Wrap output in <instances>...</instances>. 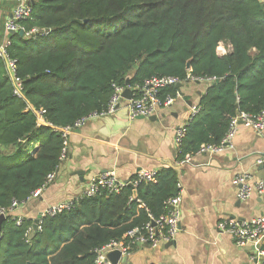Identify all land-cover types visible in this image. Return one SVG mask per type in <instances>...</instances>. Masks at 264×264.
Returning <instances> with one entry per match:
<instances>
[{
	"label": "trees",
	"instance_id": "1",
	"mask_svg": "<svg viewBox=\"0 0 264 264\" xmlns=\"http://www.w3.org/2000/svg\"><path fill=\"white\" fill-rule=\"evenodd\" d=\"M35 0L21 22L30 37L14 34L6 55L15 61V93L0 58V210L26 203L57 173L59 130L107 110L113 85L131 89L150 77L204 82L205 94L190 117L177 161L202 145H219L231 119L264 109V0ZM229 48L219 54L218 48ZM190 69H186L187 62ZM195 83V82H194ZM196 84V83H195ZM181 86V87H182ZM176 87L163 91L175 97ZM45 124L38 125V113ZM33 153L31 154V152ZM135 177V176H134ZM134 177L132 179H134ZM178 173L157 172L155 184L98 193L71 209L33 221L6 215L0 227V264H95V250L122 240L148 220L137 213L136 192L154 217L178 194ZM135 190V191H134Z\"/></svg>",
	"mask_w": 264,
	"mask_h": 264
},
{
	"label": "crops",
	"instance_id": "2",
	"mask_svg": "<svg viewBox=\"0 0 264 264\" xmlns=\"http://www.w3.org/2000/svg\"><path fill=\"white\" fill-rule=\"evenodd\" d=\"M15 0H0V48L9 39L5 24L11 18ZM204 83L189 82L180 89L174 104L159 110L155 118L131 119L126 103L114 113L89 120L71 131L67 158L54 181L38 199L18 207L13 215L34 221L47 207L79 199L90 180L113 171L119 181L131 180L139 171L176 166L175 131L187 126L192 107L205 94ZM153 117V116H152ZM264 133L257 135L241 126L233 149L217 155H196L180 167L182 189L180 233L171 246L152 250L134 247L118 264H253L251 246L237 248L232 239L217 230L226 219L247 220L264 215V194L241 202L232 181L247 174L264 181Z\"/></svg>",
	"mask_w": 264,
	"mask_h": 264
},
{
	"label": "built area",
	"instance_id": "3",
	"mask_svg": "<svg viewBox=\"0 0 264 264\" xmlns=\"http://www.w3.org/2000/svg\"><path fill=\"white\" fill-rule=\"evenodd\" d=\"M16 6L13 9L11 18L5 24V32L7 36L9 34H19L30 37L35 34L36 30H32L25 33L21 22L29 19L32 13V6L35 0H15ZM10 45V39L6 41L3 47L0 48V58L6 62L8 71L14 81L15 90L14 93L18 98H22L21 84L18 79H14L15 61L10 60L6 55V49ZM221 47V46H220ZM219 47V48H220ZM218 48V49H219ZM229 50V48H228ZM227 51V50H226ZM225 51V52H226ZM225 52L223 54H225ZM220 54V53H219ZM222 55V54H221ZM189 82H197L190 74L187 75ZM188 82V83H189ZM199 82H207L200 80ZM182 84V82L170 76L164 77H150L145 80L141 86H136L131 89V98L125 101L122 98V93L125 88L117 85L113 86V94L110 98L107 111L103 114L92 113L86 117L81 118L73 126L65 127L59 130L62 136L63 144L59 157V162L62 163L67 158L68 151V137L71 131L77 130L94 118L112 114L116 111V108L123 102L127 104L129 110V117L131 119L137 118H150L155 116L156 113L162 108L170 107L174 104L179 94L176 93L175 97L170 95H164L163 91L176 87V85ZM198 108L192 107L191 115L198 113ZM44 111L38 113V125L45 124L42 117ZM241 126L252 129L257 135L264 133V109L258 115H250L246 113H240L233 119H231L227 132L224 135L223 140L219 145H202L200 149L194 155H187L183 161L177 162L175 168H180L191 163L192 157L196 155H217L227 150L233 149V141ZM186 126L178 128L175 131L174 147L178 149L182 139L186 135ZM33 152V151H32ZM32 154V153H31ZM258 165H264V157L257 162ZM56 173H51L46 176L45 182L41 188L35 190L27 202L33 199H38L44 189L48 187L55 179ZM157 182V172L155 171H139L134 179L127 182L119 181L114 172L102 173L92 178L86 187L81 198H90L96 196L98 193L106 192L109 195H116L127 186H131L136 189L139 184H155ZM232 185L236 187V198L241 202H246L251 199L254 194H264V181H254L252 177L247 174L236 177L232 181ZM135 191V190H134ZM181 199L182 189L178 185V194L174 197L168 198L164 202V213L159 217H154L150 214L145 204L138 200L137 197H131L130 201H136L137 213L140 209H143L147 213L148 220L141 227H136L128 231L119 241H111L99 249L95 250V264H111L107 259V254L112 251H119L122 256H128L134 247H148L152 250L158 249L163 245L174 243L176 237L180 233L181 223ZM79 199L75 200L78 201ZM27 202L20 205L17 201H13L11 206L7 210H0V216L13 215V212L20 206L26 205ZM73 201L60 203L58 205L47 207L41 214L37 224L36 230L28 228L25 238L28 239L32 231L42 230V219L47 216H55L64 211L71 209ZM22 217H18L16 225H20ZM217 230L228 235L234 245L237 248H245L251 246L254 249L253 255L250 257L253 264H264V215L254 217L247 220L238 219H226L222 220L217 225Z\"/></svg>",
	"mask_w": 264,
	"mask_h": 264
},
{
	"label": "water",
	"instance_id": "4",
	"mask_svg": "<svg viewBox=\"0 0 264 264\" xmlns=\"http://www.w3.org/2000/svg\"><path fill=\"white\" fill-rule=\"evenodd\" d=\"M259 2L262 3L261 0H259ZM33 4H34V2H33ZM12 35H13V34H9V35H8V38L10 39ZM19 35H20L21 37L24 36L22 32H19ZM186 69H187V70L190 69V62H189V61H188L187 64H186ZM126 86H127L126 89H125L124 92L122 93V98L125 99V100H129V99L131 98V90H130V88H129V86H128V81H126ZM181 86H182V85H179V84H178V85H176V88L181 89ZM180 96H182V93H180ZM153 118H155V117L153 116V117H151V118H149V119H153ZM140 119H143V118H140ZM169 167H171L172 169H174L176 172H178V171L180 170V168H175V167H173L172 165L169 166ZM133 196L136 197V192L133 193ZM39 219H40V215H39V216L33 221V229H34V230H36V228H37V224H38ZM4 220H5L4 216H0V227H1V223H2ZM171 245H173V243H169V244H167L166 246H171ZM107 259H108V261H109L111 264H118L119 262L123 263V262L125 261L126 257L122 256L121 253H120L119 251H112V252H109V253L107 254Z\"/></svg>",
	"mask_w": 264,
	"mask_h": 264
},
{
	"label": "rangeland",
	"instance_id": "5",
	"mask_svg": "<svg viewBox=\"0 0 264 264\" xmlns=\"http://www.w3.org/2000/svg\"><path fill=\"white\" fill-rule=\"evenodd\" d=\"M226 50H228L227 47L221 46V47L218 49V52H219L220 54H223ZM203 83H204V82H203ZM204 84H205V83H204ZM31 153H33V152H31Z\"/></svg>",
	"mask_w": 264,
	"mask_h": 264
},
{
	"label": "bare ground",
	"instance_id": "6",
	"mask_svg": "<svg viewBox=\"0 0 264 264\" xmlns=\"http://www.w3.org/2000/svg\"><path fill=\"white\" fill-rule=\"evenodd\" d=\"M195 83H203V82H199V81H197V82H195ZM179 85H181V84H179ZM113 86H114V85H113ZM117 86H118V85H117ZM120 87H121V86H120ZM126 87H127V86H126ZM126 87H125V89H126ZM177 93L179 94V97H180V93H179V92H177ZM179 97H178V98H179ZM176 99H177V98H176ZM124 100H125V99H124ZM125 101H127V100H125ZM123 103H124V102H123ZM118 107H119V106H118ZM118 107H117V108H118ZM107 108H108V107H107ZM117 108H116V109H117ZM106 111H107V110H106ZM103 113H105V112H103ZM103 113H101V114H103ZM106 115H108V114H106ZM103 116H104V115H103ZM191 116H192V115H191ZM100 117H101V116H100ZM97 118H98V117H97ZM150 118H151V117H150ZM143 119H144V118H143ZM79 199H80V198H79ZM33 230H34V229H33Z\"/></svg>",
	"mask_w": 264,
	"mask_h": 264
}]
</instances>
